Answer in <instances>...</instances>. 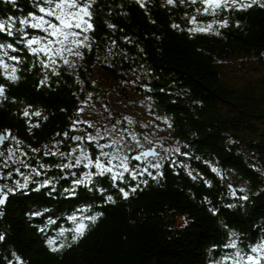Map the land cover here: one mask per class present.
<instances>
[{
  "label": "trees",
  "instance_id": "16d2710c",
  "mask_svg": "<svg viewBox=\"0 0 264 264\" xmlns=\"http://www.w3.org/2000/svg\"><path fill=\"white\" fill-rule=\"evenodd\" d=\"M141 3L95 0L90 47L71 66L57 58L59 75L43 68L23 44H16L18 53L7 49L23 63L5 57L10 66L18 68L15 82L6 80L0 69V85L5 86L7 97L0 98V132L7 137L0 146V184L23 182L17 168L25 175L37 168L43 175L34 179H52L57 191L51 196L41 189L40 193L9 197L0 215V235L5 237L0 241V264H15L13 253L24 264H212L234 251L224 247L233 238L231 233H236L245 250L264 238V76L243 83L227 78L231 66L244 70L248 64L264 67V8L255 4L213 16L198 14L199 4H180L178 0L175 5H168L167 0ZM33 10L32 0H16L15 4L0 0V20L9 16L19 20ZM192 16L200 26L227 19L228 27L213 23L220 35L215 31L189 34L187 29L195 27L189 22ZM173 24L180 27L173 28ZM9 42L15 43V38L0 34V43ZM96 64L106 85L143 96L147 113L165 115L172 139L181 153H187L174 150L158 160L148 158L150 163L162 165L159 171L163 174L157 176V170L150 168L156 179L144 175L129 180L130 186L141 180H147V185L141 183L128 199L102 178L96 186L107 190L103 198L100 192L83 188L79 190L83 198L59 195L70 187L72 177L56 165L69 159L45 155L77 148L76 155L78 144H88L87 139L65 138V132L69 137L94 136L95 126L85 123L84 112L89 96L105 91L93 76ZM25 109L28 117L23 115ZM37 111L40 116L33 115ZM74 121H80L75 130ZM152 145L156 144L149 147ZM5 160L8 168L3 166ZM40 164L47 167L39 168ZM134 166L142 170L144 161ZM81 170L89 171H71ZM64 176L67 179H59ZM107 195L115 203L108 202ZM244 196L248 199H241ZM82 207L88 209L82 215H103L73 243L71 231L63 236L58 233L61 228L74 227L66 217ZM45 208L49 211L42 216L30 215ZM49 219L56 223L49 224ZM49 238L56 240V246L71 247L52 252L46 243Z\"/></svg>",
  "mask_w": 264,
  "mask_h": 264
},
{
  "label": "snow or ice",
  "instance_id": "6c2138e0",
  "mask_svg": "<svg viewBox=\"0 0 264 264\" xmlns=\"http://www.w3.org/2000/svg\"><path fill=\"white\" fill-rule=\"evenodd\" d=\"M12 4L16 3V0H10ZM33 11L28 12L27 16L17 20V18L9 16L6 20H0V34L7 37L15 38V43H0V49H3V53L0 54V69H3V76L6 80L15 82L19 79L16 75L18 68L16 66H10L6 60L15 61L16 64H21L23 61L18 57V55H9L7 49H11L13 53H18L19 48L16 44H23L24 48L27 49L29 55L37 59L40 65L45 69H50L55 75L60 73L57 71L56 64L57 58L63 61L64 65L71 66L72 61L67 57H82L83 52L81 49L90 47L89 35L88 33L95 30L94 24L92 22L93 12L92 8L95 0H32ZM141 3V0H137ZM180 4H190L197 5V13L200 15H217L219 12L223 11H243L250 9L253 5L258 4L260 8H264V2L261 0H247V2H242V0H178ZM177 0H167L168 5H175ZM141 7H144L141 3ZM195 27L187 29L189 34L194 33H210L215 31L216 35H220L219 31L213 28V23H218L220 28L228 27V20L224 19L221 21H214L213 23H208L205 26H200L197 21L196 16H192L189 21ZM19 24L21 27H17ZM109 27H114L109 25ZM173 28H179L177 24L172 25ZM29 30H38L39 34L32 35ZM47 77L45 78V80ZM45 80L40 83L43 85ZM0 98L7 99L5 95V86L0 85ZM83 111V109H79ZM23 115L25 117L29 116V110L25 109ZM35 116H40V112L33 113ZM45 119H47L45 117ZM80 123V121L73 122V130H75V125ZM88 123V122H85ZM39 125H30V127H38ZM89 127L92 125L89 123ZM171 127V125H169ZM8 136H11L10 130H6ZM65 138L72 139L74 141L80 142L82 139H87L88 144L80 147L78 144L79 152L77 153V148H73L71 152L65 153L61 151H48L45 155L50 156H60L62 158H68V163L57 164L56 167L60 168L62 171L67 173V176L72 177L71 185L65 188L63 192L59 195L65 197H79L83 198L81 188L87 191H98L102 194L106 193V189L102 187H97L96 185L101 183L103 180H108L112 188L118 189V192L124 199H128L130 194L135 193L139 188L140 184L143 183L147 185V180H141L140 183H136L134 186H130L128 181H137L141 176L147 175L152 176L156 179V176L149 170L150 168H155L157 170L156 175H162L159 169L162 167L160 163H150L145 160L146 157H158V153L149 148L146 151H140L139 154L135 156H129L127 150H132L135 146H128L127 149L120 145L116 140H113L111 144L101 143L102 139L99 132L95 136L88 135L87 137L76 135L69 137L67 132L64 133ZM6 139L4 135H0V143ZM15 139V137H13ZM135 139V136H133ZM139 147H143L140 145ZM88 149H93L89 152ZM98 150V154H97ZM37 150L33 149V152ZM177 153L182 155H187V153H181L180 148L175 149ZM3 153H0L2 156ZM11 158L10 156L8 157ZM144 161V167L140 170L134 163L137 161ZM16 163V161H13ZM24 167H30L29 164L20 161ZM8 168L7 160L3 165ZM47 165L40 164L39 168H46ZM183 167V165H182ZM89 169V171H71L72 169ZM15 171L23 176V182L15 180L13 186L7 184L0 185V207H3L8 201L11 195L20 193L27 196L31 192L40 193L41 189H45L48 195H53L56 193L55 182L52 179L45 178L43 181H36L34 177L41 176L43 173L37 168H32L31 173L25 175L20 171L19 168ZM213 172L218 170L213 168ZM188 175L195 180L197 177L192 174L191 171ZM7 176L12 177V170L9 169ZM67 176L60 177L59 179H67ZM0 179H3L0 176ZM208 183L207 181H204ZM35 184V187H31ZM123 185V186H122ZM211 185L209 184V187ZM231 187V186H229ZM233 195L235 193L233 192ZM241 199L247 200V196L241 197ZM106 200L111 203H115L112 195H107ZM232 205H229L231 207ZM86 207L78 208L71 215L66 217L67 221H70L74 227L71 229L61 228L58 235L63 236L65 231L72 232V242L77 243L81 238L85 236L88 232L90 224H95L96 221L103 215V213H96L95 215H82L81 213L87 211ZM49 210L45 208L43 211H33L30 213L32 216H42ZM215 214V212H213ZM2 215V212H0ZM88 221L90 223H86ZM49 224H55L56 221L49 219ZM187 224V221H185ZM44 231V229H40ZM232 239L229 240L227 244L224 245L225 248L233 249L231 254H225L219 260H214L212 264H264V238H261L255 243H250L247 250L239 246L238 238L236 233H231ZM5 237L0 235V241H3ZM47 246L52 252H61L65 247H71V245L61 244L57 245L54 238H49L46 241ZM15 258V264H24L22 258L15 253H13ZM12 264V262H9Z\"/></svg>",
  "mask_w": 264,
  "mask_h": 264
},
{
  "label": "rangeland",
  "instance_id": "374dc122",
  "mask_svg": "<svg viewBox=\"0 0 264 264\" xmlns=\"http://www.w3.org/2000/svg\"><path fill=\"white\" fill-rule=\"evenodd\" d=\"M82 57L67 58L73 64ZM93 76L97 85L105 89L103 93L89 96L86 110L84 109L85 122H88L86 124L95 126L94 136L99 132L104 144H111L116 140L126 149L128 146H135L132 150H127L129 156L141 149L140 145L146 148L156 144L159 155L152 157V160H158L177 148V142L172 139L168 118L163 114L147 113L146 106L141 102L143 96L123 87L106 85L101 78L98 64L94 66ZM262 76H264V67L251 64H248L245 70L231 66L227 73L228 80L234 83H243Z\"/></svg>",
  "mask_w": 264,
  "mask_h": 264
},
{
  "label": "water",
  "instance_id": "95a60500",
  "mask_svg": "<svg viewBox=\"0 0 264 264\" xmlns=\"http://www.w3.org/2000/svg\"><path fill=\"white\" fill-rule=\"evenodd\" d=\"M0 135H4V136H5V133L0 132ZM5 137H6V136H5ZM6 141H7V137H6V139L3 141V143L6 142ZM3 143H0V146H1ZM149 148L154 149V150L158 153V155H159V151L157 150V145H152L151 147H147V148L140 149L138 152L134 153L133 156L139 154L140 151H146V150H148ZM148 158H151V157H146V158H144V159L147 160ZM142 161H143V160H142ZM2 171H3V170L0 169V173H1ZM0 185H1V184H0ZM7 202H8V201H7ZM7 202H6V204H7ZM6 204H5V205H6ZM5 205H4V206H5ZM4 206H3V207H0V212L3 211Z\"/></svg>",
  "mask_w": 264,
  "mask_h": 264
}]
</instances>
